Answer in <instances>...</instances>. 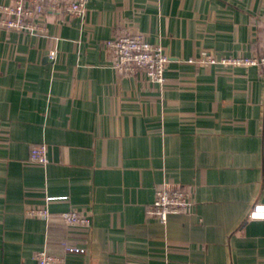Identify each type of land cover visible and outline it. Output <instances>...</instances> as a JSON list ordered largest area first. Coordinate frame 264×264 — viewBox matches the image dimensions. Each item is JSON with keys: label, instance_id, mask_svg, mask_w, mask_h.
<instances>
[{"label": "crops", "instance_id": "1", "mask_svg": "<svg viewBox=\"0 0 264 264\" xmlns=\"http://www.w3.org/2000/svg\"><path fill=\"white\" fill-rule=\"evenodd\" d=\"M122 30L169 55L163 86L113 68L105 42ZM48 31L0 28V264L43 250L63 264H264V220L249 219L264 204V71L222 63L264 55V0H87ZM40 145L46 166L29 162ZM160 188L189 189L193 212L150 217Z\"/></svg>", "mask_w": 264, "mask_h": 264}, {"label": "built area", "instance_id": "2", "mask_svg": "<svg viewBox=\"0 0 264 264\" xmlns=\"http://www.w3.org/2000/svg\"><path fill=\"white\" fill-rule=\"evenodd\" d=\"M86 14L87 0H15L12 4L0 3V28L22 35L47 36L51 18L59 20L66 17L72 20L84 18ZM105 48L111 56L113 68L121 76L144 73L153 85L163 86L166 83L170 57L161 45L149 42L144 34L122 30L105 42ZM49 60L54 62L56 54L50 55ZM207 63L217 62L208 58ZM222 63L242 67L258 66L264 71V55L252 58H225ZM29 162L46 166L47 146H33ZM195 204L194 194L187 188H160L156 191L154 202L147 208V214L166 223L170 215L191 214ZM26 215L47 221L58 219L67 227L80 230H89L92 226L89 214L76 210L53 214L46 207H33L27 210ZM249 219L264 220V204H256L249 214ZM35 259L39 264L64 263L62 258L51 255L47 250L37 252Z\"/></svg>", "mask_w": 264, "mask_h": 264}, {"label": "trees", "instance_id": "3", "mask_svg": "<svg viewBox=\"0 0 264 264\" xmlns=\"http://www.w3.org/2000/svg\"><path fill=\"white\" fill-rule=\"evenodd\" d=\"M263 56V55H262ZM112 64V63H111Z\"/></svg>", "mask_w": 264, "mask_h": 264}]
</instances>
